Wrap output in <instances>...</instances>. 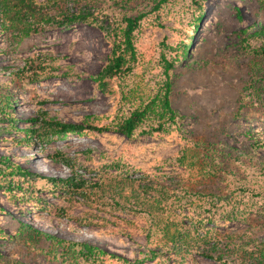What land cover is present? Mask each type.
<instances>
[{
	"label": "rangeland",
	"instance_id": "obj_1",
	"mask_svg": "<svg viewBox=\"0 0 264 264\" xmlns=\"http://www.w3.org/2000/svg\"><path fill=\"white\" fill-rule=\"evenodd\" d=\"M37 1L44 16L84 12L88 19L47 24L27 37L0 29V93L11 101L0 113V156L20 174L0 175V252L25 264H61L68 245L86 244L104 254L85 264H242L264 240V57L244 49L259 44L250 35L264 26V0ZM139 15L136 63L100 88L95 77L111 49L104 28ZM188 39L192 46L172 71L179 118L167 133L145 134L144 124L132 138L114 130L31 136L41 113L114 125L153 96L162 56ZM122 175L163 192L142 197L150 212L114 206L91 190ZM71 176L86 183V197L61 184ZM21 226L18 243L9 236ZM31 230L42 237L26 248ZM171 235L183 241L179 254Z\"/></svg>",
	"mask_w": 264,
	"mask_h": 264
},
{
	"label": "trees",
	"instance_id": "obj_2",
	"mask_svg": "<svg viewBox=\"0 0 264 264\" xmlns=\"http://www.w3.org/2000/svg\"><path fill=\"white\" fill-rule=\"evenodd\" d=\"M51 1L53 6L56 5L58 0H46ZM167 0H161L166 2ZM205 2L206 0H200ZM43 3H39L37 0H0V29L10 31L16 29L22 32L23 37H27L32 33L38 32L44 25L56 23L58 25H68L73 22L86 21L88 16L84 12H74L65 16L63 20H57L42 14ZM158 7V6H156ZM200 5L198 6V8ZM142 15L135 17H125L122 19V25L118 28H110L107 25L106 34L111 44L110 55L106 64L95 77V81L99 87H104L112 80L119 79L125 74L131 72L133 65L137 61V53L134 44L135 31L137 30L139 23L142 19ZM194 25L195 32L198 29L197 23H199L201 16L196 18ZM256 40H259V44L253 48L249 44L244 46V49H251L255 55L264 57V26H260L254 34H251ZM192 46L191 40H187L180 44V46L173 48V52L169 59L162 56L163 65V79L158 86L156 92L152 97L148 98L145 102L140 103L134 107L127 116L120 118L112 126H95L89 119L81 122H62L53 118H46L44 114H40L36 119H32L31 122L37 124L31 129V136H35L38 139L50 141V138L54 135H65L67 133L81 134L86 130H93L98 132H107L114 130L115 132L125 136L126 138H132L135 133L144 125H147V129L143 132L145 134L159 133L165 134L169 131L170 127L176 124V120L179 118L178 113L172 108L170 103L171 84L174 79L173 68L186 56L187 50ZM31 61V66L33 65ZM123 97L126 96L125 92H122ZM11 101L9 98L0 93V113L7 111ZM29 123L30 120H27ZM30 122V123H31ZM254 149H249L246 152V157L251 160ZM187 154L182 160H187ZM191 164L196 162L195 158L190 156L188 160ZM190 164V165H191ZM4 167V168H2ZM264 171V163L262 166ZM9 171V172H8ZM20 171V170H19ZM200 171V170H199ZM203 177L206 176V172L201 170ZM17 167H14L13 163L6 156H0V175L6 173L8 176L20 175L17 173ZM54 181V179H49ZM144 177H131L127 175L108 177L101 182L91 184V190L98 195V197L110 201L114 206L125 207L130 205L133 209H144L145 212H150L151 205L142 201L143 196H152L155 198H161V191L156 190L153 186L145 182ZM61 184L68 189H71L79 193L82 197L85 196V190L87 189L86 183L82 180H76L73 176L66 180H61ZM0 211H2L0 209ZM27 228V227H26ZM23 227L19 228L14 235L9 237L15 239L18 243L23 234ZM177 230V228H175ZM3 231L0 229V234ZM28 242L25 241L22 245L29 248L33 237H42V235L34 230L28 232ZM167 237V235H164ZM168 240L171 243V248L175 250V253L179 254L180 247L183 245V241L177 240L173 235L169 236ZM78 247V249H77ZM65 254L61 256V264H85L96 255L104 254L101 248L86 244H71L65 248ZM246 258H243L242 264H246L247 261L252 264H264V240L260 241L251 249L247 250ZM113 258H120L112 255ZM154 258V256H152ZM125 263V261H124ZM0 264H25L21 261L12 258L9 255H5L0 252Z\"/></svg>",
	"mask_w": 264,
	"mask_h": 264
}]
</instances>
